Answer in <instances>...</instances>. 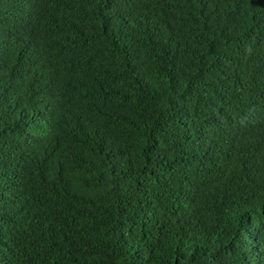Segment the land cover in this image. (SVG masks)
<instances>
[{"label":"trees","instance_id":"16d2710c","mask_svg":"<svg viewBox=\"0 0 264 264\" xmlns=\"http://www.w3.org/2000/svg\"><path fill=\"white\" fill-rule=\"evenodd\" d=\"M0 264H264V0H0Z\"/></svg>","mask_w":264,"mask_h":264}]
</instances>
